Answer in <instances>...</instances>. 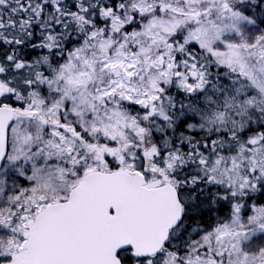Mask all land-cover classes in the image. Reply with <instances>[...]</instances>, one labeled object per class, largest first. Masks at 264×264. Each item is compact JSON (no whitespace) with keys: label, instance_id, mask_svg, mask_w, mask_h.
<instances>
[{"label":"snow or ice","instance_id":"1","mask_svg":"<svg viewBox=\"0 0 264 264\" xmlns=\"http://www.w3.org/2000/svg\"><path fill=\"white\" fill-rule=\"evenodd\" d=\"M0 264H264V0H0Z\"/></svg>","mask_w":264,"mask_h":264}]
</instances>
